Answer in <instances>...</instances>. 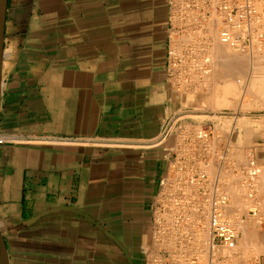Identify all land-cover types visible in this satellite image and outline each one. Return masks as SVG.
Masks as SVG:
<instances>
[{"label": "crops", "instance_id": "1", "mask_svg": "<svg viewBox=\"0 0 264 264\" xmlns=\"http://www.w3.org/2000/svg\"><path fill=\"white\" fill-rule=\"evenodd\" d=\"M170 5L7 0L0 135L12 139L0 144V231L8 264H152L159 195L179 150L175 134L163 136L180 107L169 77Z\"/></svg>", "mask_w": 264, "mask_h": 264}, {"label": "rangeland", "instance_id": "2", "mask_svg": "<svg viewBox=\"0 0 264 264\" xmlns=\"http://www.w3.org/2000/svg\"><path fill=\"white\" fill-rule=\"evenodd\" d=\"M216 15H214L215 17L213 16V14L212 15L210 14L209 16L212 17V18L210 17L211 20L217 21ZM217 17L219 19V21L217 22L219 25L220 18H219V16H217ZM207 18H209V17L208 16H206V17L198 16V11L193 10L192 14L187 18L188 20L186 19L184 21V22H186V28L181 29L182 31L181 30L178 31L176 33L177 35H175V33H174L173 35L175 37L172 35V37H174L173 41L175 43L173 42L174 45H173L172 50H171L172 51V57L170 59V64H169V77L171 79V83H172L173 88H174L175 97H177V99L179 101V105H180V107L178 108L179 110L177 112V118L180 115L184 116L182 119H178L179 121L175 125L176 131L178 132V134L176 135L177 136V142L180 145L184 139H189V140L191 139L192 145L193 144H196V145H193L194 148L193 147L188 148L189 154H193L192 153L193 151L196 152L195 155L198 156L199 158L201 157L200 159L203 160L204 164H201V165L202 166L206 165V166H208L207 168H209L208 170H205L206 167L204 166V168L201 167V169L202 170L204 169L203 171H206V172L208 171V174H209L213 168L216 169V167L218 166L217 171L214 169L212 171V172H215L217 175L215 173H211V176L213 177V175H215L214 177H216L219 175L218 177L221 180L220 181L221 185H222V183H224V180L226 182V178H227L229 183L227 181V183H224V187L221 186V187H223V189L227 188V189H225L226 192H228V190H229L228 186L225 187L227 184L228 185L232 184L230 186L231 189L234 186V188L232 189L233 192L230 189L228 194L230 196V199L237 198L238 200L236 199L237 200L236 202H234L233 200L231 201V202L235 203V204L233 203V205L231 203V210L233 209L232 211L235 212V214H234V217H232L233 212L230 210L232 214H230V212H229V215H232L231 216L232 221L235 222V225L238 224L237 226H239V223H241V226H242V224L244 226V225H246V222L247 223L251 222L250 224H247V225H250V227L246 225L248 227V232H247L249 235V237L247 236L249 238L248 240L246 237L243 236V232H242L243 230H238V233H239V238H242L243 241L246 240L251 244L253 243L251 245V244H248V242H243L241 239L242 243H241V241H239L240 243L238 245L242 246V248L239 247L238 249L242 251L244 246H245L244 250L247 249V251H248V253H247L245 250L246 254H249V255H246V254L244 255L243 253H245V252L242 253L244 255L243 259L248 260V261L244 262L245 264H251V263L252 264H258L260 262L261 255L264 254V238L262 237L264 235V96H263L264 93L262 94V92H264V58H263L264 57V51L262 49H260V50L253 52V54H250V53L246 54L244 52H239L241 54V55L239 54L240 55L239 59L242 55L246 56V57L242 56L241 57L242 59L237 60L241 66L240 71H239L240 74L238 75V78L239 79L242 78L243 83H239V86H238L239 88L236 91L234 90L235 92L232 89L230 92L226 91V83H225V81H224L225 79L223 77H224V75H226L227 70H228L227 76H228L229 72H232L233 68H231V67H233V66H230L228 69V66H227L228 64H225V63L222 64L221 58H220V62H219V58H217L216 56H213V53H212L213 51L211 49L215 47V43L217 41V38L214 39L212 37L210 38V36L209 37L207 36V33H209V31H207L208 28L205 27V26H207L206 24H209V22L207 21ZM214 18H216V19H214ZM197 19L199 21H197ZM214 21H212L210 24H212V23L214 24ZM201 25H202L203 29L200 28ZM198 29H200L202 31L198 32ZM217 29L218 30H216V31H217V34L219 35L218 32L220 30V26ZM203 30H205V31H203ZM181 32L183 35L185 34L186 37H185V35L184 36L182 35V37H184L185 39L182 38L183 40L180 41L181 36L178 34L179 33L181 34ZM197 32L199 34H201L202 36L200 37V35H198ZM205 33H206V35H205ZM196 34L198 35L197 36L198 38H196L197 40L194 38V36ZM192 35H193V37H192ZM218 35H217V37L219 38ZM206 36H207V38H205ZM187 37L188 38L190 37L192 39L189 38L190 41H186V40H189ZM193 38L199 44L196 43V41L194 42ZM201 39L203 40V42ZM184 41L187 43L183 44V43H185ZM191 42H193L194 45ZM195 43L197 45H201V47L199 48V46H197ZM191 44L193 47L191 46ZM176 45H179V47ZM195 45L197 46L198 49L196 48ZM213 45H214V47H213ZM175 46L178 48H176ZM263 49H264V47H263ZM232 51H234V49ZM242 53H244V54H242ZM235 54H238V52L236 51ZM247 55H249V56H247ZM260 55L261 56L263 55L262 58ZM212 57H214V58H212ZM209 58L212 60H210ZM247 58H248L249 62H248ZM253 61H255V62H253ZM225 65H226V67H225ZM216 68H218V69H216ZM241 68H245L244 71L247 72V74H245L243 69L241 71ZM224 69L226 70V72H224L225 71ZM218 70H219V73H218ZM220 73H222V76H220L221 75ZM208 74H210V75H208ZM217 75H218V77H217ZM249 75H250V77H249ZM207 76H208V78H207ZM209 78H210V80H209ZM216 78H218V79H216ZM220 79H221V81H220ZM217 81H219V82H217ZM252 93H253V96H252ZM257 93H260V95H262V96L258 95ZM200 99H202V100H200ZM232 104H234V105H232ZM219 109H220V111H222L221 118H209V116L208 117H195V116L191 115V113L195 114V112H193V111H212V110H219ZM234 110L239 111L244 116V118H246V119L243 118V120H242V118H241L239 120H235L232 117V112H234ZM228 117H230V118H228ZM210 126H211V130H213L217 134L212 131V133L214 135V139H213V137H212L213 135L211 133L209 136L210 140L204 139L207 142H205L204 140L202 141L200 139L199 133L202 130L209 129ZM189 127H191V128H189ZM196 128L198 131L196 130ZM189 130H191V131H189ZM222 130L224 133L222 132ZM182 132H183V135H182ZM220 132H222V134H220ZM196 133H197V135H196ZM225 134H227V135H225ZM198 135H199V137H198ZM218 135L221 136V137L219 136L220 139H218V137H217ZM184 136H185V138H184ZM194 136L195 137L197 136V137L195 138ZM208 140L210 143L208 142ZM214 140H216V141L214 142ZM231 140L233 143H231ZM201 142L203 144H201ZM213 142H214V144L216 143L215 147H214ZM218 143H219V146H216V145H218ZM225 144H227V145H225ZM201 145H202V147H201ZM204 145L207 147L204 148L205 147ZM210 145L212 147H214L215 150ZM207 148L208 149L211 148V149L208 150ZM229 148H232V149L229 150ZM205 150L208 152V154H206V155L204 154ZM210 151L212 154L214 153L213 154L214 156L212 154L209 155ZM220 151H221V153H220ZM231 151H232V153H231ZM235 151H237V154ZM222 153H223V155H221ZM243 154H245V155H243ZM226 155H228V156L230 155L229 156L230 162L228 159L229 157L228 156L226 157ZM209 157H210V160H209ZM211 157H213V158H211ZM242 158L245 159V161ZM212 159H214V160H212ZM202 160H200V162ZM210 161H211V163H210ZM218 162H220V164ZM226 162L228 165L227 164L225 165ZM210 167H211V170H210ZM223 167H225L224 170H222ZM227 167L229 168V170ZM232 168H233V170H232ZM224 171H226V172H224ZM223 172L226 174H224ZM228 172H229V174H228ZM221 173H222V175H220ZM223 174H224L225 179L220 177V176L223 177ZM225 175H228V177ZM171 182L172 183L169 187L174 188L177 185V182H176V180H175V182H173L172 178H171ZM172 184H174V185H172ZM172 186H174V187H172ZM192 187H194V186H192ZM230 193H233V194H230ZM232 195L234 196L233 198H232ZM253 196H254V198H253ZM240 200H241V202L244 200L245 201L243 204H240L241 202H238ZM236 203H237V205L240 206L239 208L237 207L238 210L236 209V206H237ZM245 205H247V206L245 207ZM260 206H262V207H260ZM170 208L168 207V210H171V211H168L165 214H162V217L165 218L167 222H170V220L172 222L173 221L172 219L174 218V214H175V212L173 211L174 209L171 205H170ZM240 208H243V209H240ZM246 208H248V209H246ZM235 209L238 212L235 211ZM254 211L257 214L255 213V215H254V213H253ZM252 215H253V217H252ZM255 217L258 220V222H256ZM168 219H170V220L168 221ZM238 220H240V221H238ZM244 222H245V224H244ZM253 223H255V225H256V223H257V225L259 223V225L258 226L256 225V227H255V226H253ZM202 224H204V225H202ZM251 224H252V226H251ZM172 225L173 224H171L170 226H167V228H169L171 230V232L175 231V229H177V231H178V228L174 227V229H173L174 225L173 226ZM201 225L205 226L204 228L202 226H200V227L206 231L207 230L206 229L207 224H205V221L202 222ZM259 226H260V228H259ZM251 227H255V230H257V232L254 230L256 234L254 233V231L251 232V230H252ZM259 229H261V230H259ZM188 230L191 231V229H188ZM259 232H261V234ZM262 233H263V235H262ZM169 234H171V233H169ZM250 234L252 236L254 235L255 237L254 236L251 237ZM240 236H243L245 238V240L243 237H240ZM256 239H257V241H255ZM259 239L261 241H259ZM172 243L171 244L173 246L169 243L164 244V245L166 246V249L169 252H172V253L175 252V255H176V252L178 251L180 243H176V244H175V242H172ZM246 244H248V245L246 246ZM170 245L173 247L172 249H171ZM167 246H169L170 249H168ZM174 247H175V249H174ZM258 247H260V248L258 249ZM256 249H258L259 251H257ZM254 250H256V251L253 252ZM249 252H251V253H249ZM257 252H259V253H257ZM257 254H259V255H257ZM243 255H242V257H243ZM170 256L171 257H168V258L167 257L159 258L155 261L156 263L153 260V264H167V262H169L170 259L172 262L171 263L169 262L168 264H174L175 261L177 264H179V262H178L179 260H177L178 259L177 255L175 257L173 254ZM245 256H247L248 259H245ZM255 256H257V257H255ZM258 257H260L259 260H258ZM160 259H161V261H160ZM252 259H254V261ZM165 260H166V263H165Z\"/></svg>", "mask_w": 264, "mask_h": 264}, {"label": "built area", "instance_id": "3", "mask_svg": "<svg viewBox=\"0 0 264 264\" xmlns=\"http://www.w3.org/2000/svg\"><path fill=\"white\" fill-rule=\"evenodd\" d=\"M170 9L172 34L185 28L184 21L196 10L200 17L210 14L219 16V39L232 48L253 53L264 47V0H171ZM171 57L172 51L170 59ZM169 133L178 134L173 123L167 127L163 136ZM211 133L210 126L199 133L200 139L207 140ZM8 139L12 138L0 135V144ZM191 147L189 139H184L179 145L177 160L172 165L165 189L159 195L154 220L159 250L153 255L152 264L153 260L155 262L159 258L170 257L171 253L164 244L171 242L180 243L176 255L178 257L180 254L185 259L183 264H245L242 263V253L237 248L239 233L229 215L230 196L221 187L218 176L212 177L201 169L196 152L189 154L188 148ZM204 154L208 152L205 151ZM171 178L172 181L176 180L177 185L170 189ZM170 205L175 214L173 221L167 222L162 214L168 211ZM198 220L200 226L204 221L207 224L205 244L200 249L192 245L196 241ZM171 224L178 231L175 229L171 233L167 228Z\"/></svg>", "mask_w": 264, "mask_h": 264}, {"label": "bare ground", "instance_id": "4", "mask_svg": "<svg viewBox=\"0 0 264 264\" xmlns=\"http://www.w3.org/2000/svg\"><path fill=\"white\" fill-rule=\"evenodd\" d=\"M193 14H194V13H193ZM211 15H212V14H211ZM214 15H216V14H213V16H214ZM217 16H218V15H216L217 21H216V20L214 21V20H211L212 17L208 15V17H209V18L211 17V18H210V19L207 18V21L209 22V24H206L207 22L205 21V22H206L205 24L207 25V26H205V27H207V28H208L207 31H209V33H207V36H208V37L210 36V38L212 37V38H214V39L217 38V41L215 40V41H216V43H215V47H214V45H213L214 48L211 49V50L213 51V52H212V53H213V56H216L217 58H219V62H220V58H221V62H222V64H223V63L228 64V65H227V66H228V69H229L230 66H233V67H231V68H233V70H232V72H229V73H228V76H227V72H228V70H227V72H226L225 69H224L225 71L223 70L224 72H226V75H224L223 78L225 79L224 81H225V83H226V91L230 92L231 89H232L233 91H234V90L236 91V90L239 88V87H238V86H239V83H243V82H242L243 79H242V78H240V79L238 78V75L240 74L239 71H240V67H241V66H240V64H239V62H238L237 60L239 59V56L241 55V54L239 53V52H241V51H238V49H236V48H232L230 45L221 42L220 39L217 37L218 34H217V31H216V30H218L217 28H218L219 26H221V21H220L219 25H218V23H217V22L219 21V19H218ZM196 17H197V16H196ZM204 17H205V16H204ZM214 17H215V16H214ZM216 18H214V19H216ZM187 20H188V19H187ZM193 20H194V19H193ZM197 21H199V20L197 19ZM212 21H214V24H213V23L210 24ZM190 22H191V21H190ZM195 22H196V21H195ZM199 23H200V22H199ZM216 23H217V24H216ZM195 24H196V23H195ZM196 25H197V24H196ZM198 25H199V24H198ZM213 25H214L215 27H214ZM217 25H218V26H217ZM203 27H204V26H203ZM185 28H186V27H185ZM193 28H194V27H193ZM197 28H198V27H197ZM200 28H202V25H201ZM207 28H206V29H207ZM202 29H203V28H202ZM195 30H196V29H195ZM181 31H182V30H181ZM184 31H185V30H184ZM200 31H202V30L198 29V32H200ZM203 31H205V30H203ZM177 32H178V31H177ZM177 32H176V33H177ZM198 32H197V33H198ZM176 33H175V35H177ZM184 33H185V32H184ZM201 33H202V32H201ZM218 33H219V32H218ZM194 34H195V33H194ZM202 34H203V33H202ZM178 35L181 36V38L179 37V38H180V41L183 40V39H185L184 37H182V35H183L182 32H181V34L179 33ZM184 35H185V34H184ZM184 35H183V36H184ZM198 35H200V37L202 36V35L199 34V33H198ZM198 35L196 34V35L194 36V38H195V39L198 38V37H197ZM205 35H206V33H205ZM173 36H174V35H173ZM207 36H206L205 38H207ZM218 36H219V35H218ZM174 37H175V36H174ZM174 37H173L172 39H174ZM185 37H186V35H185ZM192 37H193V35H192ZM182 38H183V39H182ZM187 38H188V37H187ZM187 38H186V39H187ZM189 38H190V37H189ZM189 38H188V39H189ZM194 38H193V40H194ZM210 38H209V39H210ZM190 39H192V38H190ZM190 39H189V40H186V41H190ZM218 39H219V40H218ZM193 40H192V41H193ZM196 40H197V39H196ZM196 40H194V42H195ZM201 40H202V39H201ZM215 41H214V42H215ZM173 42H174V41H173ZM182 42H183V41H182ZM184 42H185V41H184ZM202 42H203V40H202ZM202 42H201V43H202ZM174 43H175V42H174ZM176 43H177V42H176ZM186 43H187V42H185V43H183V44H186ZM189 43H190V42H189ZM191 43H193V42H191ZM196 43H198V42L196 41ZM196 43H195V44H196ZM198 44H199V43H198ZM173 45H174V44H173ZM180 45H181V44H180ZM193 45H194V43H193ZM196 45H197V44H196ZM196 45H195V46H196ZM176 46L179 47V45H176ZM176 46H175V47H176ZM191 46H192V44H191ZM197 46H199V48L201 47V45H197ZM197 46H196V48H197ZM178 47H176V48H178ZM180 47H181V46H180ZM192 47H193V46H192ZM211 47H212V46H211ZM181 48H182V47H181ZM181 48H180V49H181ZM190 48H191V47H190ZM196 48H195V49H196ZM231 48H232V49H231ZM197 49H198V48H197ZM233 49H234V51L236 50V51L238 52V54H235L236 51H235V52L232 51ZM173 50H174V49H173ZM262 50L264 51L263 48H262ZM209 51H210V50H209ZM244 53H246V52H244ZM244 53H242V54H244ZM239 54H240V55H239ZM246 54H247V53H246ZM248 54H249V53H248ZM250 54H253V53H250ZM178 55H179V54H178ZM242 56H243V55H242ZM242 56H241V57H242ZM247 56H249V55H247ZM260 56H261V55H260ZM262 56H263V55H262ZM262 56H261V58H262ZM241 57H240V59H242ZM243 57H246V56L244 55ZM212 58H214V57H212ZM248 58H249V57H248ZM248 58H247V60H248ZM263 58H264V57H263ZM209 59H210V58H209ZM240 59H239V60H240ZM210 60H212V59H210ZM257 60H258V59H257ZM257 60H256V61H257ZM214 62H215V61H214ZM246 62H247V61H246ZM248 62H249V60H248ZM248 62H247V63H248ZM253 62H255V61H253ZM247 63H246V64H247ZM257 63H258V62H257ZM209 64H210V63H209ZM218 64H219V63H218ZM243 64H244V63H243ZM253 64H254V63H253ZM244 65H245V64H244ZM254 65H255V64H254ZM214 66H215V65H214ZM214 66H213V67H214ZM225 67H226V65H225ZM222 68H223V67H222ZM231 68H230V69H231ZM247 68H248V67H247ZM213 69H214V68H213ZM216 69H218V68H216ZM242 69H243V71L245 70V68H241V71H242ZM214 70H215V69H214ZM247 70H248V69H247ZM229 71H230V70H229ZM244 72H245V71H244ZM209 73H210V72H209ZM215 73H216V72H215ZM218 73H219V70H218ZM222 73H223V72H222ZM222 73H220V74H221L220 76H222ZM241 73H242V72H241ZM229 74H230V75H229ZM236 74H237V75H236ZM245 74H247V72H245ZM208 75H210V74H208ZM212 75H213V74H212ZM204 77H205V76H204ZM217 77H218V75H217ZM240 77H241V76H240ZM249 77H250V75H249ZM207 78H208V76H207ZM213 78H214V77H213ZM219 78H220V77H219ZM243 78H244V77H243ZM214 79H215V78H214ZM216 79H218V78H216ZM209 80H210V78H209ZM246 80H247V79H246ZM220 81H221V79H220ZM222 81H223V80H222ZM217 82H219V81H217ZM217 82H216V83H217ZM214 83H215V82H214ZM248 83H249V82H248ZM240 86H241V85H240ZM241 87H242V86H241ZM262 89H263V88H262ZM256 90H257V89H256ZM235 91H234V92H235ZM251 92H252V91H251ZM255 92H256V91H255ZM261 92H262V91H261ZM261 92H260V93H261ZM253 93H254V92H253ZM253 93H252V96H253ZM260 93H257V94L260 95ZM263 93H264V92H262V94H263ZM184 95H185V94H184ZM245 95H246V94H245ZM250 95H251V94H250ZM260 96H262V95H260ZM263 96H264V95H263ZM202 98H203V97H202ZM200 100H202V99H200ZM204 100H205V99H204ZM206 100H207V99H206ZM235 102H236V101H235ZM234 104H235V103H234ZM234 104H232V105H234ZM236 104H237V103H236ZM235 106H236V105H235ZM235 108H236V107H235ZM193 112H195V114H192V113H191V115H193V116H195V117H208V116H209V118H221V113H222V111H220V109H219V110H212V111H193ZM244 113H245V112H244ZM186 115H187V114H186ZM191 115H190V116H191ZM183 117H184L183 115H180V116H178V119H182ZM232 117H233L235 120H239V119H241V118H242V120H243V118H244V116H243L239 111H235V110H234V112H232ZM228 118H230V117H228ZM244 119H246V118H244ZM216 126H217V125H216ZM199 127H200V126H199ZM199 127H198V128H199ZM186 128H187V127H186ZM189 128H191V127H189ZM194 128H195V127H194ZM200 128H201V127H200ZM214 128H215V127H214ZM196 130H197V128H196ZM189 131H191V130H189ZM192 131H193V130H192ZM197 131H198V130H197ZM199 131H200V130H199ZM212 131H213V130H212ZM217 131H218V130H217ZM213 132H214V131H213ZM222 132H223V130H222ZM222 132H220V134H222ZM228 132H229V131H228ZM230 132H231V131H230ZM184 133H185V132H184ZM187 133H188V132H187ZM198 133H199V132H198ZM214 133H216V132H214ZM223 133H224V132H223ZM189 134H190V133H189ZM194 134H195V133H194ZM194 134H193V135H194ZM216 134H217V133H216ZM182 135H183V132H182ZM185 135H186V134H185ZM190 135H191V134H190ZM196 135H197V133H196ZM212 135H213V133H212ZM223 135H224V134H223ZM225 135H227V134H225ZM230 135H231V134H230ZM187 136H188V135H187ZM187 136H186V137H187ZM215 136H216V135H215ZM219 136H220V135L217 136L218 139H220ZM192 137H193V136H192ZM192 137H191V138H192ZM194 137H195V136H194ZM196 137H197V136H196ZM196 137H195V138H196ZM198 137H199V135H198ZM212 137H213V139H214V135H213ZM220 137H221V136H220ZM222 137H223V136H222ZM224 137H225V136H224ZM227 137H228V136H227ZM229 137H230V136H229ZM184 138H185V136H184ZM210 138H211V137H210ZM208 139H209V136H208ZM218 139H217V140H218ZM221 139H222V138H221ZM190 140H191V139H190ZM193 140H194V139H193ZM199 140H200V139H199ZM201 140L203 141L204 139H201ZM209 140H210V139H209ZM209 140H208V142H209ZM197 141H198V140H197ZM197 141H196V142H197ZM204 141H205V140H204ZM215 141H216V140H214V142H215ZM228 141H229V140H228ZM191 142H192V140H191ZM196 142H195V143H196ZM198 142H199V141H198ZM205 142H207V141H205ZM214 142H213V144H214ZM224 142H225V141H224ZM224 142H223V143H224ZM199 143H200V142H199ZM209 143H210V142H209ZM221 143H222V142H221ZM221 143H220V144H221ZM229 143H230V142H229ZM231 143H233L232 140H231ZM231 143H230V144H231ZM236 143H237V142H236ZM201 144H203V143L201 142ZM215 144H216V143H215ZM215 144H214V147H215ZM227 144H228V143H227ZM227 144H225V145H227ZM234 144H235V143H234ZM237 144H238V143H237ZM193 145H196V144H193ZM193 145H192V147H193ZM197 145H198V144H197ZM204 146H205V145H204ZM208 146H209V145H208ZM210 146H211V145H210ZM216 146H219V143H218V145H216ZM222 146H223V145H222ZM196 147H197V146H196ZM201 147H202V145H201ZM206 147H207V146H205L204 148H206ZM211 147H212V146H211ZM214 147H212V148L215 150ZM220 147H221V146H220ZM231 147H232V146H231ZM193 148H194V147H193ZM223 148H224V147H223ZM226 148H227V147H226ZM207 149H208V148H207ZM209 149H211V148H209ZM209 149H208V150H209ZM213 149H212V150H213ZM230 149H232V148H229V150H230ZM212 150H211V151H212ZM219 150H220V149H219ZM219 150H218V151H219ZM227 150H228V149H227ZM196 151H197V150H196ZM199 151H200V150H199ZM205 151H206V150H205ZM211 151H210L209 155L212 154ZM244 151H245V150H244ZM197 152H198V151H197ZM213 152H214V151H213ZM235 152H236V154H237V151H235ZM220 153H221V151H220ZM220 153H219V154H220ZM224 153H225V152H224ZM231 153H232V151H231ZM200 154H201V153H200ZM213 154H214V153H213ZM213 154H212V155H213ZM217 154H218V153H217ZM233 154H234V153H233ZM201 155H202V154H201ZM201 155H200V156H201ZM221 155H223V153H222ZM243 155H245V154H243ZM207 156H208V155H207ZM213 156H214V155H213ZM227 156H228V155H226V157H227ZM229 156H230V155H229ZM229 156H228V157H229ZM233 156H234V155H233ZM231 157H232V156H231ZM200 158H201V157H200ZM207 158H208V157H207ZM211 158H213V157H211ZM214 158H215V157H214ZM217 158H218V157H217ZM232 158H233V157H232ZM236 158H237V157H236ZM228 159H229V162H230V157H229ZM242 159H243V158H242ZM199 160H202V159H199ZM209 160H210V157H209ZM212 160H214V159H212ZM220 160H221V159H220ZM224 160H225V159H224ZM231 160H232V159H231ZM243 160L245 161V159H243ZM243 160H242V161H243ZM201 162H202V163H200V164H204V163H203V160H202ZM208 162H209V161H208ZM222 162H223V161H222ZM210 163H211V161H210ZM218 163L220 164V162H218ZM231 163H232V162H231ZM216 164H217V163H216ZM216 164H215V165H216ZM226 164H227V162L225 163V165H226ZM212 165H213V164H212ZM217 165H218V164H217ZM223 165H224V164H223ZM227 165H228V164H227ZM204 166L206 167L205 170H208V169H209V168H207L208 166H206V165H204ZM204 166L201 165L200 167H203V168H204ZM210 166H211V165H210ZM235 166H236V165H235ZM214 167H215V166H214ZM217 167H218V166H217ZM217 167H216V169H214V168H213V169L217 171ZM225 167H226V166H225ZM225 167H223L222 170H224ZM228 167H229V166H228ZM228 167H227V168H228ZM229 168H230V167H229ZM229 168H228V170H229ZM213 169H212V171H213ZM230 169H231V168H230ZM203 170H204V169H203ZM210 170H211V167H210ZM219 170H220V169H219ZM232 170H233V168H232ZM212 171H210V173H209L210 176H211V173H215V172H212ZM220 171H221V170H220ZM224 172H226V171H224ZM224 172H223V173H224ZM258 172H259V171H258ZM207 173H208V171H207ZM215 174H216V173H215ZM224 174H226V173H224ZM224 174H223V177H222V176H220V177H221V178H224ZM228 174H229V172H228ZM230 174H231V173H230ZM216 175H217V174H216ZM220 175H222V173H221ZM214 176H215V175H213V177H214ZM218 176H219V175H218ZM225 176L228 177V175H225ZM229 176H230V175H229ZM250 176H251V175H250ZM172 178H173V177H172ZM219 179H220V178H219ZM224 179H225V178H224ZM231 180H232V179H231ZM220 181H221V180H220ZM227 181H228V180H227V178H226V182H225V180H224V183H227ZM173 182H175V179H173ZM224 183H222V186H223V187H224ZM228 183H229V181H228ZM231 183H232V182H231ZM236 183H237V182H236ZM172 185H174V184H172ZM231 185H232V184H229V185L227 184V185L225 186V187H227V186L229 187V190H228L227 193H229V191H230V189H231V188H230ZM246 185H247V184H246ZM172 187H174V186H172ZM175 187H176V186H175ZM223 187H222V188H223ZM233 188H234V186L232 187V189H233ZM170 189H171V188H170ZM225 189H227V188H224V190H225ZM232 189H231V190H232ZM232 192H233V190H232ZM230 194H233V193H230ZM235 195H236V194H235ZM237 195H238V194H237ZM239 196H240V195H239ZM233 197H234V196L232 195V198H233ZM240 198H241V197H240ZM240 198H239V199H240ZM253 198H254V196H253ZM234 199H235V200H234ZM236 199H237V198H233V199H231V201L233 200L234 202H236V201L238 200V199H237V200H236ZM241 200H242V199H241ZM241 200L238 201V202H241ZM248 200H249V199H248ZM252 200H253V199H252ZM244 201H245V200H244ZM244 201H242L240 204H243ZM234 202H231L232 205H233ZM257 203H258V202H257ZM234 204H235V203H234ZM236 205H237V203H236ZM236 205H235V206H236ZM243 206H244V205H243ZM243 206H242V207H243ZM246 206H247V205H245V207H246ZM248 206H249V205H248ZM250 206H251V205H250ZM262 206H263V205H262ZM262 206H260V207H262ZM237 207L239 208L240 206L237 205V206H236V209H237ZM245 207H244V208H245ZM169 208H170V206H169ZM170 209H171V208H170ZM236 209H235V211L238 210V209H237V210H236ZM240 209H243V208H240ZM246 209H248V208H246ZM230 210H231V204H230L229 212H230V214H232L231 211H232L233 209H232L231 211H230ZM168 211H171V210H168ZM168 211H167V212H168ZM173 211H174V210H173ZM232 212H233V211H232ZM237 212H238V211H237ZM245 212H246V211H245ZM261 212H262V211H261ZM234 214H235V212H233V214H232L233 216L230 215V218H231V216L234 217ZM256 214H257V213H256ZM247 215H248V214H247ZM254 215H255V214H254ZM245 217H246V216H245ZM247 217H248V216H247ZM252 217H253V215H252ZM252 217H251V218H252ZM260 217H261V216H260ZM235 218H236V217H235ZM171 219H172V218H171ZM231 219H232V218H231ZM237 219H238V218H237ZM248 219H249V218H248ZM252 219H253V218H252ZM255 219H256V217H255ZM169 220H170V219H168V221H169ZM172 220H173V219H172ZM246 220H247V219H246ZM236 221H237V220H236ZM238 221H240V220H238ZM170 222H171V220H170ZM199 222H200V221L198 220V221H197V226H196V229H195V237H196V241H195V243L192 244L193 247H196V248H198V249H200V248H202V247L204 246V244H205V235H207V232H206L207 230L205 231V230L203 229L205 226H202V225H204V224L201 225V226L203 227V228H201ZM256 222H258L257 219H256ZM234 223H235V222H234ZM236 223H237V222H236ZM250 223H251V222H249V223L246 222V225H247V224H250ZM244 224H245V222H244ZM237 225H238V224H237ZM237 225H236L237 231H238V230H243V231H242V232H243V236L246 237L247 240H248V239H249V238H248L249 235H248V233H247V232H248V227H247V226L250 227V225H247V226L244 225V226H243V224H242V226H241V223H239V226H237ZM256 225H257V223H256ZM256 225H255V223H253V226L256 227ZM258 225H259V223H258ZM258 225H257V226H258ZM172 226H173V225H172ZM251 226H252V224H251ZM255 227H251V228H252L251 232L255 230ZM170 228H171V227H170ZM251 228H250V229H251ZM259 228H260V226H259ZM173 229H174V226H173ZM189 229H190V228H189ZM256 229H257V228H256ZM176 230H177V229H176ZM259 230H261V229H259ZM188 231H189V230H188ZM249 231H250V230H249ZM255 231L257 232V230H255ZM255 231H254V233H255ZM262 231H263V230H262ZM173 232H174V231H173ZM189 232H190V231H189ZM171 233H172V232H171ZM259 233L261 234V232H259ZM251 234H252V233H251ZM251 234H250V236L253 237L254 235L252 236ZM255 234H256V233H255ZM262 235H263V233H262ZM262 235H261V236H262ZM243 236H240V237H243ZM247 236H248V237H247ZM258 236H259V235H258ZM244 237H243V238H244ZM254 237H255V236H254ZM262 237L264 238V235H263ZM256 238H257V237H256ZM263 238H262V239H263ZM241 239H242V238H239V241H241ZM257 239H258V238H257ZM257 239H256L255 241H257ZM244 240H245V238H244ZM239 241H238V242H239ZM242 241H243V239H242ZM242 241H241V243H242ZM255 241H254V242H255ZM259 241H261V240L259 239ZM259 241H258V242H259ZM243 242H248V241L245 240V241H243ZM252 242H253V241H252ZM171 243H172V242H171ZM171 243H170V244H171ZM176 243H177V242H175V244H176ZM239 243H240V242H239ZM239 243H238V244H239ZM172 244H173V243H172ZM172 244H171V245H172ZM248 244H251V243L248 242ZM248 244H246V246H247ZM252 244H253V243H252ZM252 244H251V245H252ZM259 244H260V243H259ZM261 244H262V243H261ZM168 245H169V244H168ZM171 245H170V247H171V249H172V248H173V247H172L173 245H172V246H171ZM179 245H180V244H179ZM175 246H176V245H175ZM259 246H260V245H259ZM167 247H168V249H170L169 246H167ZM239 247L242 248V246H239V245H238L237 248H239ZM256 247H257V246H256ZM256 247H255V248H256ZM244 248H245V246H244ZM244 248H243V250H244ZM246 248H247V247H246ZM255 248H254V249H255ZM259 248H260V247H258V249H259ZM174 249H175V247H174ZM248 249H249V248H248ZM251 249H252V248H251ZM258 249H256V250L259 251ZM243 250H242V251L239 250V251L243 253V252H245V250H246V252L248 253L247 249H245L244 251H243ZM249 250H250V249H249ZM256 250H254L253 252H255ZM170 251H171V250H170ZM172 251H173V250H172ZM251 251H252V250H251ZM246 252L243 253V254L245 255ZM260 252H261V251H260ZM170 253H172V252H170ZM249 253H251V252H249ZM257 253H259V252H257ZM172 254L174 255V257L176 256V255H175V252L172 253ZM172 254H171V255H172ZM243 254H242V255H243ZM244 255H243V258H244ZM246 255H249V254H246ZM252 255H253V254H252ZM257 255H259V254H257ZM253 256H254V255H253ZM170 257H171V256H170ZM178 257H179V258H178V259L176 258V259L179 260V261H178L179 264H183L184 261H185V259L182 258L180 254L178 255ZM246 257H247V256H245V259H248V257H247V258H246ZM255 257H257V256H255ZM167 258H168V257H167ZM259 258H260V257H258V260H259ZM169 259H170V258H169ZM169 259H168V260H169ZM260 259H261V258H260ZM168 260H167V261H168ZM243 260H244V259H242V261H243ZM250 260H251V259H250ZM250 260H249V261H250ZM252 260L254 261V259H252ZM160 261H161V259H160ZM246 261H248V260H244V262H246ZM157 262H158V261H157ZM169 262H170V263L172 262L171 259H170ZM169 262H167V264H168ZM244 262H242V263H244ZM250 262H251V261H250ZM155 263H156V262H155ZM158 263H159V262H158ZM165 263H166V260H165ZM173 263H174V262H173ZM175 263H176V261H175ZM175 263H174V264H175ZM257 263H258V262H257ZM176 264H177V263H176ZM251 264H252V263H251ZM258 264H259V263H258Z\"/></svg>", "mask_w": 264, "mask_h": 264}, {"label": "water", "instance_id": "5", "mask_svg": "<svg viewBox=\"0 0 264 264\" xmlns=\"http://www.w3.org/2000/svg\"><path fill=\"white\" fill-rule=\"evenodd\" d=\"M6 9H7V0H0V93H1V68H2ZM0 264H8L7 247L1 231H0Z\"/></svg>", "mask_w": 264, "mask_h": 264}]
</instances>
